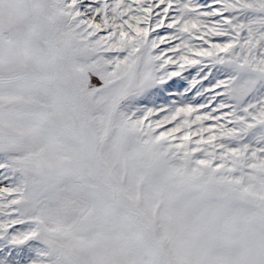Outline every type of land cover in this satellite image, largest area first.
<instances>
[{
  "label": "snow or ice",
  "instance_id": "obj_1",
  "mask_svg": "<svg viewBox=\"0 0 264 264\" xmlns=\"http://www.w3.org/2000/svg\"><path fill=\"white\" fill-rule=\"evenodd\" d=\"M0 264H264V0H0Z\"/></svg>",
  "mask_w": 264,
  "mask_h": 264
}]
</instances>
